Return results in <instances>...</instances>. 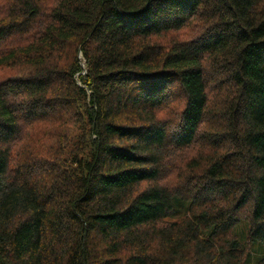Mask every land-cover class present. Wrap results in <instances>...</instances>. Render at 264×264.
Segmentation results:
<instances>
[{
	"label": "trees",
	"instance_id": "obj_1",
	"mask_svg": "<svg viewBox=\"0 0 264 264\" xmlns=\"http://www.w3.org/2000/svg\"><path fill=\"white\" fill-rule=\"evenodd\" d=\"M0 264H264V0H0Z\"/></svg>",
	"mask_w": 264,
	"mask_h": 264
},
{
	"label": "rangeland",
	"instance_id": "obj_2",
	"mask_svg": "<svg viewBox=\"0 0 264 264\" xmlns=\"http://www.w3.org/2000/svg\"><path fill=\"white\" fill-rule=\"evenodd\" d=\"M80 56H81V54H80Z\"/></svg>",
	"mask_w": 264,
	"mask_h": 264
}]
</instances>
